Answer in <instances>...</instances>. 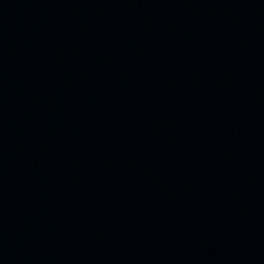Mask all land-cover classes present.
<instances>
[{"label":"water","instance_id":"1","mask_svg":"<svg viewBox=\"0 0 264 264\" xmlns=\"http://www.w3.org/2000/svg\"><path fill=\"white\" fill-rule=\"evenodd\" d=\"M264 151V0H0V264Z\"/></svg>","mask_w":264,"mask_h":264}]
</instances>
